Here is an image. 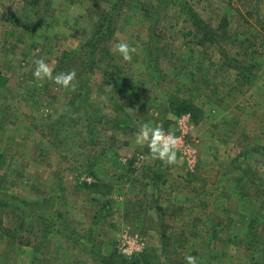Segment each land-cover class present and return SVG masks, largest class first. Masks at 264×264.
Segmentation results:
<instances>
[{
	"label": "rangeland",
	"instance_id": "obj_1",
	"mask_svg": "<svg viewBox=\"0 0 264 264\" xmlns=\"http://www.w3.org/2000/svg\"><path fill=\"white\" fill-rule=\"evenodd\" d=\"M186 1L211 26L217 43L199 45L193 24L180 8L169 7L156 29L159 76L146 59L150 20L145 17L159 0H128L91 80L92 101L102 104L110 119L117 114L108 94L114 90L121 123L90 132L79 109L58 126L60 136H52L49 125L69 107L75 87L37 80L33 61L45 58L54 72L63 52L90 38L99 19L95 6L107 4L0 0L3 190L33 202L53 196L80 235L78 244L62 234L51 238L41 250V264H104L94 260L98 252L117 264L123 258L187 264V255L199 264H264V0ZM121 41L136 48L131 61L112 51ZM224 53L238 60L246 75L252 73L249 84ZM65 69L80 71L77 61ZM173 99L196 103L198 119L173 114ZM146 122L174 131L191 146L195 170L179 151L177 163L167 165L153 160L146 144H136L135 134ZM139 155L144 161L137 164ZM103 156L113 164L101 162ZM108 200L111 213L96 222L95 213ZM15 221L11 210H0V264H33L35 220L26 223L24 242L8 248L2 229ZM137 237L144 245L130 247L127 239Z\"/></svg>",
	"mask_w": 264,
	"mask_h": 264
},
{
	"label": "trees",
	"instance_id": "obj_2",
	"mask_svg": "<svg viewBox=\"0 0 264 264\" xmlns=\"http://www.w3.org/2000/svg\"><path fill=\"white\" fill-rule=\"evenodd\" d=\"M25 2L37 5V2H31V0H24ZM128 0H102L107 7L102 9L100 5L95 6L96 14L99 19L93 24L92 33L90 38L79 48L65 51L59 57L58 63L54 70V73L66 70V64L70 61H77L78 69L80 71L76 72L77 76L75 79V93L72 95L69 101V107L66 111L59 115V117L49 125L48 132L52 136H60L58 126L64 123L70 115V111H77L79 109H84L85 119L88 123V130L90 132L96 131L98 126H103L104 123L108 125H119L121 123L118 114L122 111L120 105H116L114 95V90L109 89L110 101L114 104L113 110L115 113L113 119L104 113V106L102 104H97L92 101V73L94 72V67L100 62L101 54L108 52L105 47L110 43L117 33V21L123 15L125 7L127 6ZM180 8L186 19L193 24L195 27L194 38L197 39L199 45H205V43L216 44L217 36L196 9L186 0H159L156 6H151L145 10V17L150 20V34L148 47L149 51L146 54V59L148 62V67L162 76V70L160 69V57L157 53L158 48L156 44L158 43V35H156V29L159 27L160 20L166 12V9L172 6ZM147 47V48H148ZM225 58L228 61V65L237 69L239 75H243V84H249L252 81V73L248 71L246 75L244 72L243 65L236 59H232L227 53H224ZM6 79L2 78L0 83H5ZM114 99V100H113ZM77 108V109H76ZM171 111L176 116L182 115H193L194 119L196 114H200L201 110L198 108L196 103L183 101L179 99H173L171 102ZM73 112V113H74ZM113 112V113H114ZM76 113V112H75ZM112 128V127H111ZM114 129V128H113ZM50 136V135H49ZM62 137V135H61ZM60 137V138H61ZM50 138H52L50 136ZM3 159L0 155V169L3 166ZM90 168V167H89ZM161 168V163L158 164L157 169ZM92 169V168H91ZM156 175V174H155ZM158 177V175H157ZM5 183V177L0 175V210H11L15 216L14 228H3V235L6 237V245L8 248L16 246L17 243H23L25 237L23 232L28 228L26 223L35 220V243L31 245L33 247V264H41L43 259H40L41 250L45 249L51 238L58 234H62L66 239L71 241L73 244L79 243V236L73 229V224L68 221V214L60 209V201L56 203L53 196H46L44 200L37 202L29 201L23 197L9 192H4L3 185ZM85 187L89 188V183L83 180ZM97 185H91L90 188H94ZM264 193V188L262 189ZM63 200V199H61ZM112 207L108 201H105L100 205L99 210L95 213L94 219L99 222L100 217L104 216V213H111ZM103 215V216H102ZM45 246V247H44ZM44 247V248H43ZM84 249V248H83ZM86 250V249H85ZM91 250L87 249V252ZM148 259L147 256L143 257V260ZM94 260H101L104 264H117L116 262H110L106 257H103L101 252L95 253ZM120 264H137L139 260L131 262L128 258H123Z\"/></svg>",
	"mask_w": 264,
	"mask_h": 264
},
{
	"label": "clouds",
	"instance_id": "obj_3",
	"mask_svg": "<svg viewBox=\"0 0 264 264\" xmlns=\"http://www.w3.org/2000/svg\"><path fill=\"white\" fill-rule=\"evenodd\" d=\"M112 51L122 56L124 61H131L136 48L121 41L116 44ZM33 63L35 65L33 76L37 80L51 79L56 85L62 86L64 89L75 87L74 81L77 76L75 70L60 71L54 74L52 67L43 57L35 58ZM135 142L138 145L146 144L153 160H159L167 165L177 163V151L181 144V137L177 136L174 131H165L160 126H153V124L146 122L139 126L135 134ZM185 260L187 264H199L198 258L194 255H187Z\"/></svg>",
	"mask_w": 264,
	"mask_h": 264
},
{
	"label": "built area",
	"instance_id": "obj_4",
	"mask_svg": "<svg viewBox=\"0 0 264 264\" xmlns=\"http://www.w3.org/2000/svg\"><path fill=\"white\" fill-rule=\"evenodd\" d=\"M181 144L182 145L179 146L178 151L183 154V157L186 159L190 171H194L196 166H197L196 154L194 155V151H192L191 146L185 145L184 142H181ZM126 161L127 160L125 159L124 162H126ZM143 161H144V157L141 156V155H139L136 158L137 164L140 163V162H143ZM126 242L132 248H134V247H142L144 245L142 239L139 238V237H137L135 239H133V238L127 239ZM124 246H125V244L123 245V247ZM123 247H121V248H123Z\"/></svg>",
	"mask_w": 264,
	"mask_h": 264
},
{
	"label": "crops",
	"instance_id": "obj_5",
	"mask_svg": "<svg viewBox=\"0 0 264 264\" xmlns=\"http://www.w3.org/2000/svg\"><path fill=\"white\" fill-rule=\"evenodd\" d=\"M57 63H58V62H57ZM63 112H64V111H63ZM61 114H62V113H61ZM101 162H103V163H104V162H109V163L113 164V161H112L110 158H106V157H104V156H103V160H101ZM89 165H91V164H89ZM90 168H92V167H90ZM105 178H106V181H105L106 184H107V185L110 184V185L112 186V183H113V182H111L110 178H108V177H105Z\"/></svg>",
	"mask_w": 264,
	"mask_h": 264
}]
</instances>
